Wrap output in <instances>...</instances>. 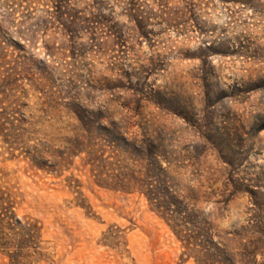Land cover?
I'll use <instances>...</instances> for the list:
<instances>
[{"label": "rangeland", "instance_id": "1", "mask_svg": "<svg viewBox=\"0 0 264 264\" xmlns=\"http://www.w3.org/2000/svg\"><path fill=\"white\" fill-rule=\"evenodd\" d=\"M125 1L0 0V196L8 191L17 211L41 225L42 257L35 264H197L182 253L180 240L143 193L98 184L84 149L62 166L32 164L31 155L54 163L75 131L69 96L91 113L101 109L130 132H140L141 119L165 123L174 149L184 153L194 140L192 128L180 117L159 113L146 98L134 111L132 92L111 87L119 74L129 73L136 88L172 94L196 110L202 60L219 89L264 78V0H184L190 3L187 14L176 22L155 15L158 2L132 0L154 12L143 36L128 22ZM166 1L170 8L184 6L182 0ZM57 3L66 5L68 30L50 16L57 14ZM98 19L117 30L119 39L106 27L110 36L102 38ZM207 45L216 51L207 54ZM36 66H45L47 74L38 75ZM245 96L225 98L217 108L247 128L264 113V88ZM247 140L245 170H264V128ZM199 158L184 161L174 178L223 237L247 224L248 195L236 193L223 202V168L210 150ZM0 264H10L2 251Z\"/></svg>", "mask_w": 264, "mask_h": 264}, {"label": "trees", "instance_id": "2", "mask_svg": "<svg viewBox=\"0 0 264 264\" xmlns=\"http://www.w3.org/2000/svg\"><path fill=\"white\" fill-rule=\"evenodd\" d=\"M154 1L159 6L155 15L174 22L187 14L185 10L190 4L182 0L184 6L180 9L179 6L168 7L166 0ZM125 2L128 22L139 36L145 35L149 17L154 14L152 8L147 4L140 7L132 0ZM64 6V3H57V14L47 10L51 11L52 18L59 20L61 29L68 30L71 26L62 10ZM106 23V20L98 19V28L102 27L103 30L102 38L110 36L107 33L111 28ZM111 34L115 40L119 39L117 30ZM205 48L207 54L216 51L208 45ZM44 68L36 66V73L42 76L46 73ZM28 69L27 66L25 70ZM119 75L112 89L116 87L131 91L135 101L134 111L137 113L140 101L146 98L159 108V113L180 117L193 130L191 147L184 153L175 150L174 139L165 123L160 125L152 118L141 119L138 122L140 132H130L117 120L106 117L101 109H98L97 114L94 111L91 113L82 106L78 97L69 96V109L79 126L76 125L73 134L65 139L64 150L56 154L54 163L38 161L31 155L32 164L49 169L53 164L62 166L64 163L61 161L67 156L84 149L98 184L143 193L150 207L165 220L180 240L182 253L192 256L197 264H264V258H257L258 254L264 252V213L261 214L264 212V170L248 174L243 164L249 153L250 143L247 139L264 128V113H258L245 128L235 125L226 113H219L217 108L218 103L225 98L242 99L250 91L263 89L264 78L249 82L252 86L240 88L228 85L229 91L227 88L219 89L210 66L206 67L205 60H202L198 75L202 95L196 110L172 94L161 93L151 87H147V91L142 86L136 88L127 72ZM56 92L59 90L53 93ZM207 150L214 153L215 160L220 163L225 174V188L221 192L223 202L236 193H245L250 203L247 224L224 232L223 237H218L205 215L200 214L199 209L186 199L192 195L184 194L174 178L183 163L189 160L192 163L199 162L200 155ZM4 193L5 196H0V251L8 256L10 264H35L42 257L41 225L31 216L19 213L13 195L6 190Z\"/></svg>", "mask_w": 264, "mask_h": 264}]
</instances>
